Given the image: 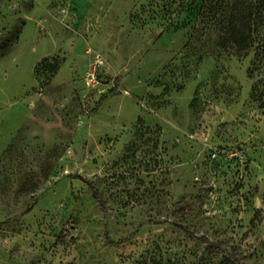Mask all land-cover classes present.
<instances>
[{"label": "rangeland", "instance_id": "obj_1", "mask_svg": "<svg viewBox=\"0 0 264 264\" xmlns=\"http://www.w3.org/2000/svg\"><path fill=\"white\" fill-rule=\"evenodd\" d=\"M202 1L0 0V264H264L260 77Z\"/></svg>", "mask_w": 264, "mask_h": 264}, {"label": "trees", "instance_id": "obj_2", "mask_svg": "<svg viewBox=\"0 0 264 264\" xmlns=\"http://www.w3.org/2000/svg\"><path fill=\"white\" fill-rule=\"evenodd\" d=\"M202 2L200 6L202 24L216 33L218 48L220 47L227 55L242 58L248 57L251 52L253 77L255 74L256 78L260 77V80L254 83V92L262 89L264 95V0H203ZM94 195L98 198L96 191ZM179 230L195 238L184 228Z\"/></svg>", "mask_w": 264, "mask_h": 264}]
</instances>
